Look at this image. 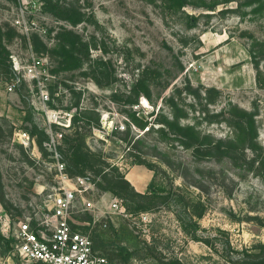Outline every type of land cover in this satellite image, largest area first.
Masks as SVG:
<instances>
[{
	"label": "rangeland",
	"instance_id": "rangeland-1",
	"mask_svg": "<svg viewBox=\"0 0 264 264\" xmlns=\"http://www.w3.org/2000/svg\"><path fill=\"white\" fill-rule=\"evenodd\" d=\"M53 1L80 13V22L72 26L46 11L44 0H0V27L14 71L11 78L0 70L1 234L14 245V224L41 213L46 192L57 185L44 146L47 131L62 137L71 134L72 127L57 123L66 124L78 102L79 110L99 114L100 127L87 132L85 143L93 158L107 165L100 174L95 167L82 175L100 182L105 174L121 173L129 182L134 157H141L152 169L143 166L155 176L156 188L171 194V204L158 200L150 210L127 211L129 218L106 216L93 223L91 214L75 216L74 227L95 238V250L108 264H161L170 259L182 264H228L237 256L235 251L264 244V227L256 222L264 223V181L225 160L198 162L177 142L132 127L128 115L135 112L156 130L160 127L156 120L171 119L174 111L181 115V124L226 140L234 132L224 119L235 106L255 115L264 157V61L256 69L250 56L252 44L264 41V0H234L219 4L213 12L188 7L186 13L209 14L192 28L179 16L140 0ZM64 31L96 45L92 59L107 63L111 80L107 87L97 86L84 73L87 65L58 70L52 50ZM32 59L40 62L37 78L27 75ZM144 68L153 77L150 100L140 96L131 108L123 101L113 102L112 94L126 90ZM16 76L19 83L8 91ZM127 124L142 139L135 147L120 140ZM23 133L34 144L22 141ZM40 133L47 139L38 147ZM97 189L103 208L115 197L125 204L124 196ZM201 211L202 216L196 217ZM141 214L151 216V221L143 223ZM186 215L198 225L195 234L209 244L193 241L183 230ZM11 253L3 255L0 246V264H28Z\"/></svg>",
	"mask_w": 264,
	"mask_h": 264
},
{
	"label": "trees",
	"instance_id": "trees-1",
	"mask_svg": "<svg viewBox=\"0 0 264 264\" xmlns=\"http://www.w3.org/2000/svg\"><path fill=\"white\" fill-rule=\"evenodd\" d=\"M155 7H161L167 12L175 14L187 24L188 28L195 27L199 18H208L209 14L203 12H213L219 4H228L234 0H140ZM193 10H202L199 15L186 13V8ZM43 8L57 14L60 18L68 20L72 26L80 22V13L66 10L58 2L53 0H44ZM5 34L0 27V70L4 69L5 73L12 78L14 71L11 68L9 60V51L4 44ZM96 49V45L83 41L78 35L71 31L60 33L58 42L53 48L57 58V67L59 71H74L82 69L85 65L88 66L87 72L93 82L99 87H107L111 80L106 71L107 63L100 58L92 59V50ZM255 68L258 69L259 62L264 61V41L255 42L250 50ZM152 75L148 68L142 69L138 75L130 83L129 87L121 93H113L111 100L113 102L123 101L125 105H138L140 96L146 100H150V86L152 83ZM76 113L71 115L70 128L73 131L71 134H66L62 137L58 151L65 164V171L69 176L82 175L87 169L98 167V173H102V166H107L104 162L94 159L91 152L86 147L85 136L92 128L99 129V114L94 113V109H80L79 103L75 102L72 105ZM71 110L70 107L66 109ZM135 112L129 113V124L146 132L158 133L162 141L172 140L178 143L184 149L191 150L193 158L200 161H227L235 168L245 169L254 176H257L264 181V157L263 150L257 142V128L255 125V115L251 112L244 111L235 106L228 109V117L224 119L227 126L232 128L234 134L226 140H216L210 135H202L193 125H184L180 123L181 115L172 111V118L164 117L156 120L159 125L156 130L153 125L148 126V123L139 119ZM89 115H92L89 116ZM94 115V116H93ZM129 124L126 130L122 133L123 138L120 140L127 144H132L135 147L141 142V137L134 133ZM41 134V133H40ZM33 135V134H32ZM42 135V139L37 141L38 147H41L42 140H46V136ZM129 138V140H128ZM132 165H142L151 170L141 157H134ZM155 176L153 175L147 185L145 193H137L129 182L121 173L116 175H103L102 181L97 182V186L110 194H120L125 198L126 210L130 213L150 210L156 206L159 200L161 204H171V194L164 192L155 185ZM199 187V185H198ZM180 201L176 200L175 202ZM159 202V203H160ZM0 203L3 204V198L0 196ZM186 206V205H185ZM202 211L196 214V217H201ZM180 218V217H178ZM183 220V219H182ZM257 220V219H246ZM258 222L259 226L264 227L262 221ZM182 228L190 234V238L196 242L209 244L208 239L198 237L195 232L198 228L195 222L190 220V215H186L185 222L182 223ZM192 232V233H191ZM93 248L95 238L91 237ZM0 246L3 249V255H8L12 251V241L6 238L0 232ZM237 256L234 260L228 261V264H264V244H256L250 248H246L241 252L235 251ZM161 264H182L177 259H170Z\"/></svg>",
	"mask_w": 264,
	"mask_h": 264
},
{
	"label": "built area",
	"instance_id": "built-area-1",
	"mask_svg": "<svg viewBox=\"0 0 264 264\" xmlns=\"http://www.w3.org/2000/svg\"><path fill=\"white\" fill-rule=\"evenodd\" d=\"M40 62L32 59L27 75L37 78L36 68ZM20 77L8 85L13 91ZM71 117L66 124L70 127ZM48 139L44 143L50 152L54 168L56 186L51 187L44 196L41 213L17 221L13 227L14 245L11 256L28 264H108L107 259L93 248L92 238L74 226L76 215L91 214L93 223L100 222L106 216L129 218L124 201L118 197L111 198L104 208L96 198L97 181L90 174L70 177L65 171L58 146L62 135L47 131ZM27 144H34L27 134L20 135ZM143 223L151 221V216L141 214ZM105 226V223H103Z\"/></svg>",
	"mask_w": 264,
	"mask_h": 264
},
{
	"label": "crops",
	"instance_id": "crops-1",
	"mask_svg": "<svg viewBox=\"0 0 264 264\" xmlns=\"http://www.w3.org/2000/svg\"><path fill=\"white\" fill-rule=\"evenodd\" d=\"M132 173H133L134 181L130 180V176ZM130 176H129V182L130 184H132L134 190L140 194L145 193L147 189V184L152 177L151 172L146 170L143 166L134 165L133 168L130 170Z\"/></svg>",
	"mask_w": 264,
	"mask_h": 264
},
{
	"label": "bare ground",
	"instance_id": "bare-ground-1",
	"mask_svg": "<svg viewBox=\"0 0 264 264\" xmlns=\"http://www.w3.org/2000/svg\"><path fill=\"white\" fill-rule=\"evenodd\" d=\"M133 177V176H132Z\"/></svg>",
	"mask_w": 264,
	"mask_h": 264
}]
</instances>
